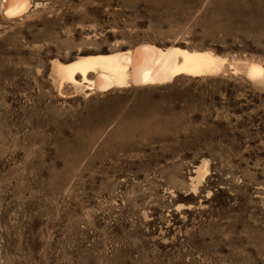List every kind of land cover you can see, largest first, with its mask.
<instances>
[{"label": "rangeland", "instance_id": "obj_1", "mask_svg": "<svg viewBox=\"0 0 264 264\" xmlns=\"http://www.w3.org/2000/svg\"><path fill=\"white\" fill-rule=\"evenodd\" d=\"M141 43L223 59L105 92L53 74ZM247 62L264 70V0H30L16 16L0 0V264H264V78Z\"/></svg>", "mask_w": 264, "mask_h": 264}, {"label": "bare ground", "instance_id": "obj_2", "mask_svg": "<svg viewBox=\"0 0 264 264\" xmlns=\"http://www.w3.org/2000/svg\"><path fill=\"white\" fill-rule=\"evenodd\" d=\"M29 4L30 0H3V12L6 16H16L25 12ZM222 59L210 51L178 46L160 48L141 43L130 50L80 56L68 63L54 61L53 74L59 84L67 82L75 90L105 92L129 85L161 84L180 74L198 76L213 73L219 70ZM244 65L249 78H264L260 64L247 62Z\"/></svg>", "mask_w": 264, "mask_h": 264}]
</instances>
